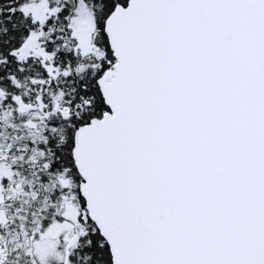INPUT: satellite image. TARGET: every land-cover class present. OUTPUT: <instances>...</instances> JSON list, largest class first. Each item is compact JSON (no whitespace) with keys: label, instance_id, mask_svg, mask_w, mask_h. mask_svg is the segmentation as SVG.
I'll list each match as a JSON object with an SVG mask.
<instances>
[{"label":"snow or ice","instance_id":"obj_1","mask_svg":"<svg viewBox=\"0 0 264 264\" xmlns=\"http://www.w3.org/2000/svg\"><path fill=\"white\" fill-rule=\"evenodd\" d=\"M0 264H264V0H0Z\"/></svg>","mask_w":264,"mask_h":264}]
</instances>
